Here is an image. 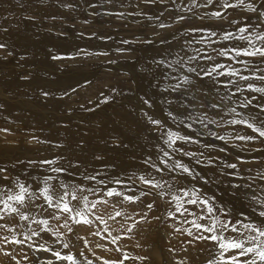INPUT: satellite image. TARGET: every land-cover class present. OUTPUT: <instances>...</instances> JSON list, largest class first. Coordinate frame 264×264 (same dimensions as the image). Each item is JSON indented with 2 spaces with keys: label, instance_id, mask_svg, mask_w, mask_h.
<instances>
[{
  "label": "bare ground",
  "instance_id": "bare-ground-1",
  "mask_svg": "<svg viewBox=\"0 0 264 264\" xmlns=\"http://www.w3.org/2000/svg\"><path fill=\"white\" fill-rule=\"evenodd\" d=\"M68 1L79 2L93 0ZM171 1L173 4H170ZM49 2L54 3L53 0H48V4H50ZM257 3H259V0H257ZM44 4L47 6L46 3ZM188 4L189 0H164V3H161L160 0H155L154 3H145L144 0H107L105 3L98 6L95 10L96 16H100L97 12H100L101 10L102 13H104L105 10V13H108V16L109 12H116V15H113L114 20L104 19L106 28L100 29V25L97 26L98 34L95 36L93 35V40L96 43H94L91 39L84 42L73 38L69 41H67V39H62L60 41L62 43V48L58 56L65 55L73 48L84 46L89 48V50H92V52L95 50L99 53L97 54L95 60L99 61L102 59L103 66L101 68L105 69L101 70V68L94 67V65L77 62L85 67L82 69H74L73 71H67L65 69V71L62 70L57 72L51 68L50 62H47V60L44 62V59H41L43 62L42 65L47 66L49 70L43 74L50 75V78H48L51 79L52 82L54 81L57 85L58 83L59 85L61 83L62 85H66V89L63 90V93L66 91H72V96H70V98H66L65 96L63 97V95L60 96L62 97L61 101L64 106H62V103L58 104V102L57 105H61V112H53V116L50 117L52 119H43V109L46 111L51 109L46 108L45 104H43L39 99L40 91L37 92L34 90V86L38 82V75L35 74V71L38 72V70H35V65L39 61L38 50L34 47L33 43H30V40L25 42L29 44V48L16 45V43L12 40L14 37L17 39L20 36L19 34L14 35L13 37V34L17 32L19 33L20 31L25 34L26 32H30L34 29L33 25L36 21L33 22L34 24H25L24 22L26 19H24V16L26 14L33 15L38 13V9L40 8L35 0H0V23L3 22L2 19L5 20L4 26L2 27L3 29H0V33L4 36H0V43L6 45L4 49H0V78L2 79V82L7 85H9V81L16 83V85L12 84L8 86V90H12V94L6 92L4 93L2 88H0V105L2 103L4 105L3 107L6 108V111H8L10 115L9 117L6 116L7 118L4 119V122L8 123L10 122V119L14 122V125H11V122L10 124H2L0 129V167L6 168L7 170L5 173H0V185L7 184L8 187H12L10 180L6 181L2 178L4 175H8L11 178L18 177L21 181L32 184L35 187L38 179H43L44 175H59L60 177L63 176L66 181H73L78 179H76L75 175L72 174L99 173L97 179L107 180L113 176H117L125 179L131 189L135 190L138 184H132L128 182L126 178L131 176L133 173H135L136 176H139L140 170L144 173H151L157 179L163 175L165 180L171 181L172 175H175L174 173H156L154 169L149 168L143 163V161L150 157L158 166L161 168L163 167V165H160L159 163L158 157L161 153L158 152L157 146L159 145L161 148L165 147L161 140V131L166 132L168 130H172L174 132H179L181 135H189L191 136L192 141H195L184 142L181 145V148L187 152L195 153V158H198L201 161L200 164L195 163V158L181 156L179 153L176 154V158L182 159L185 164L190 165L195 171L200 172L201 175L210 181L208 184H203V191L208 192L209 194H217L222 200L228 201L229 204L235 206L238 210H242L244 215H252V208L254 205H252L248 199L250 193H246L243 189H241L236 193V196L233 197L231 195V189L225 188V185L229 180L241 183L243 181H237L233 177L229 176H220L221 168L218 167V165L222 162H229V160L234 162L237 155L243 159L258 157L260 154L249 153L248 151L242 150V148H247L249 146L259 147V141L248 142V144H245L243 141L231 139L237 131L247 132L252 135L255 134L251 133V130L246 129L243 125L223 124L221 127H217L215 124H212L205 129L199 123H196L193 124L191 128H186L178 121L182 118V116L187 115V112L180 109L177 104L169 106L166 103L167 99L176 100L178 98V94L162 92L158 88L160 85H157V87L155 84L162 77V69L158 67L154 61L160 59L162 56H167L168 59H172V55L170 54H174L179 51L181 49V45L184 43V40L196 35L190 33L188 36H181L180 33L183 31L184 21L174 23L175 19L172 18V15H191L194 19H190V22L186 20L187 24L192 23L189 24L190 27H199L201 24H208L211 25L208 27H213L217 30L224 28L228 31H235L233 27H229V25L222 20L217 22L215 19L200 20L196 18L197 16L204 15L209 11H215L216 9L214 6H209L208 8H195L192 11H187L185 6ZM19 5H21V7ZM169 5H172V7L170 6L171 8L168 10L169 13L171 10H175L170 14L167 13L172 22H166L167 14H165L166 16H160L159 21L169 24L171 27L161 29L158 27V24H156V30L151 28L148 30L146 28L144 33L141 32L144 30V28H142V23L148 25L149 28L151 23L155 24L157 22L156 19H150L151 15L148 13L150 9L158 8L159 12L164 8H168ZM177 5H180L179 9L176 7ZM50 6L52 5H49L47 9L51 8ZM260 10L261 9L259 8V11ZM151 11L152 10H150V12ZM229 11H232V9L225 10L222 12V15L226 14L228 19L242 20V18H244V16L242 17L239 12L232 14L233 12ZM118 14H123L127 20L122 22L121 20L124 18H120L121 20H119L117 18ZM195 14H197V16H194ZM81 16L83 15L77 14V16L73 18L80 19ZM25 17L27 20H31V18L27 17V15ZM144 17H147V21L146 19H144V21L142 20ZM197 24L199 26H197ZM49 25L48 26L50 28L47 27L50 29L49 32L58 34L61 32L59 30V24L57 25L52 23ZM13 26H15L16 29H13ZM157 33L159 36L156 35ZM160 36H164L167 40L171 41V45L161 43L159 38ZM174 37H176V39H174ZM213 38L215 40L217 39L216 37ZM99 39H101V41H99ZM56 40L57 39H54V41ZM148 40H151L152 43H147L146 41ZM124 41H128V43L125 44ZM225 43H229L228 47H230L234 41H221L220 44L215 46L220 47L221 44L225 46ZM134 46L139 47H136L135 52L127 54L129 55V58H134V61L125 62L124 66L116 63H107V56L104 55V53L108 50H114L116 48L129 50L131 48H135ZM192 47L201 48L199 44H193ZM209 48H211V52H209L208 49V53H212V47L210 46ZM9 52H11L12 55L9 56ZM54 55V53L49 55V59H51ZM88 56L89 55H86L85 57ZM138 58L139 61L142 60L144 62L142 66L146 68L145 70L143 68H136ZM219 60L221 63H227L226 58L221 57ZM199 62L201 64L205 63L203 60ZM60 63L63 64V59L56 62V65L60 67ZM234 66L240 67V65ZM257 67H261V65L257 64ZM11 69L14 73H11ZM148 69L151 70L148 72ZM22 77H27V79H22ZM5 78H7L8 81ZM90 79H95L93 84H86L87 86L81 88V85ZM203 84L208 88H211V82L207 77L204 78ZM112 88H115L116 91H111ZM51 93L53 94V92ZM102 93L112 98L113 93L120 94L121 98H125L124 100H121L120 104L127 105L128 111L133 110V106L136 105L134 107L141 109L144 116L142 117V124L132 125L124 121L122 124L116 126L113 125L112 122L111 125L107 124L108 126L102 125L103 123L98 125V121L96 122V116L94 115L100 111L102 112L104 109V107H99V109L96 107L102 104ZM221 93H223L222 88ZM141 95H146L150 98L152 102L151 107L141 103L139 100ZM236 98H241L240 94H236ZM50 101V105L52 104V106H54L55 101L53 102L52 99H50ZM76 104H78V106H76ZM88 108H94L92 112H89L90 118L88 119L90 120H87L86 122L85 120L87 117L85 119V117L81 115V118L84 117L85 120H83V124H79V113L81 111H88ZM169 110L178 115V120L176 122L172 121L168 117L167 111ZM237 110L246 111L239 108ZM253 111L255 112L257 110ZM145 113H147V115H145ZM35 114H37V118L40 120L34 118V120H32L33 123L32 121H27V124H21V118L18 119L19 115H26L28 116L27 118H33L35 117ZM209 115L213 120L219 121L221 116H223V112L219 115L215 112H209ZM148 116L159 119L164 127L161 128L159 125L149 123ZM229 118V116H224L225 120ZM187 123H191V121H187ZM209 131L217 133L218 136L226 137L227 142L225 140L218 139L217 136L210 135ZM115 137H118V139ZM205 143H208L211 146L205 147ZM151 145H153V147L150 149L145 148L146 146ZM75 147L77 148L75 149ZM221 148H225V151L221 152ZM128 150L132 154L129 153ZM97 157H99V159H97ZM125 157H127V160L123 159ZM210 157L214 158V162L212 164L207 163ZM53 158L57 160V166L69 169V172L72 173L71 176L65 173L53 174L48 166L41 165L39 163V161ZM114 158H116V162L118 161L126 165L127 169H123L119 166L113 167L111 162ZM23 159L29 160L26 161ZM30 161H36L37 163L32 165L29 163ZM65 161H68L70 164L62 166V163ZM256 161H258V159ZM73 164H79V167H70V165ZM240 167L245 170L243 172L244 176H254L259 169L264 168V162L262 164H254L253 161H250V163H244ZM247 169H251V172L249 173ZM210 177L218 178V182ZM80 182L85 183L82 180ZM137 182L139 183V187H146L140 184L138 180ZM86 183L91 185L95 182L88 181ZM202 183V181H191L190 177L180 181L181 186L187 185L188 187H191L192 184H196L197 187H200ZM261 183L264 182L258 181L254 187H257L258 189ZM149 190L152 191V195L142 197L141 199L144 203L137 202L127 206V211L129 214H132L143 210L146 203L155 201L154 210L151 212L146 221L139 223L131 233L127 234L120 229V224L115 221H109L108 223L110 224L112 235H119L120 239L116 244H112L110 242L108 246L101 247H97V245L102 244L105 239L110 238L109 235H107V238L103 232H101L100 236L91 235V233L96 231L100 226L95 227L94 225H85V228L88 231L84 234L81 232L83 235L79 237H83V239L78 240V236H76L74 240L71 241L72 246L70 250L75 245L78 247H86L85 242H87V247H90L91 251L79 249L75 254L73 250H71L72 253L75 254L74 256L80 260H83L86 257L87 259L92 260L93 264H103L105 260H123L124 264H206L207 259L210 258L208 249L212 247L211 242L192 240V238L186 234L168 227V224L171 223V221L165 222V214L169 207L168 204L165 203V200L169 198L166 197L165 200H161L153 190ZM136 194L138 195V192ZM262 195H264V193H262ZM185 207L192 211H198V209L191 205H185ZM30 211L35 213L36 209L30 206ZM257 211H259L258 207ZM152 216H159L160 220L157 221L151 219ZM177 216H179V214H177ZM136 218L138 219V217ZM189 219H191V217H189ZM116 221L123 223L121 217H116ZM14 222L19 223V221ZM184 226L188 227V225ZM75 231H77L76 227ZM44 238L51 242L50 237L45 236ZM56 247L59 248L60 245H56ZM0 248H4L6 251H12L13 255L20 250V246L13 245L5 246L0 244ZM118 248L119 251H117ZM24 251L29 253L31 257V250L25 248ZM81 251L84 253L83 257L80 256ZM125 254L128 256V259L126 260H124ZM39 255L41 258L48 256V254L43 252L39 253ZM2 256L3 253L0 252V264H3L1 262ZM6 258L10 259L9 257ZM17 259H20L21 263L25 264L20 256H17ZM7 264H12V262H8Z\"/></svg>",
  "mask_w": 264,
  "mask_h": 264
},
{
  "label": "snow or ice",
  "instance_id": "snow-or-ice-1",
  "mask_svg": "<svg viewBox=\"0 0 264 264\" xmlns=\"http://www.w3.org/2000/svg\"><path fill=\"white\" fill-rule=\"evenodd\" d=\"M144 2L154 3L155 0H144ZM160 2L164 3V0ZM256 3L257 0H189V4L185 6L187 11L209 6H214L216 9L197 16V19L222 20L235 31L224 28L217 30L208 26L185 28L180 33L181 36H188L190 33L196 35L184 40L181 49L170 54L172 59L162 56L154 63L162 69L161 79L165 81V84L160 86V90L178 94L176 100L167 99L166 103L169 106L177 104L180 109L187 112V115L179 119L180 124L191 128L193 124L199 123L205 129L212 124L217 127L223 124L243 125L255 135L237 131L231 139L243 141L245 144L259 141V147L249 146L242 150L260 154L254 157V160L264 162V0H259L260 11H257ZM176 7L179 9L180 5ZM235 8H243L252 13L256 16V21L252 22L251 17L236 20L228 19L226 14L222 15L225 10ZM150 19L159 21V17H150ZM185 19V16L177 15L174 23ZM158 27L165 29L171 25L159 22ZM156 35L159 36L158 33ZM213 37L217 39L213 40ZM159 38L161 43L171 45V41L166 37ZM221 41H234V43L230 47L222 44L216 47L215 45L220 44ZM146 42L152 43L151 40ZM124 43L127 44L128 41ZM193 44L211 46L212 53H208L203 48H193ZM5 47V44L0 43V49ZM8 55L12 53L9 52ZM221 57L226 58L227 63H221L219 60ZM58 58L55 55L52 57V59ZM201 60L205 63L201 64L199 62ZM257 64L261 67H257ZM205 77L211 82V88L203 84ZM111 91L115 92L116 89L112 88ZM236 94H240L241 98L237 99ZM42 95L47 96L48 93ZM101 95V103H106L109 97L103 93ZM139 100L142 104L151 107L152 102L146 95H141ZM238 108L246 111H238ZM209 112H215L217 115L223 112V116L216 121L211 118ZM167 115L174 122L178 120V115L171 110L167 111ZM224 116L230 118L225 120ZM148 120L153 125L164 127L159 119L148 116ZM209 134L227 142L224 136H218L217 133L210 131ZM161 140L165 147L161 148L158 145L157 150L161 153L158 159L163 167L158 166L150 157L143 163L154 169L156 173L175 175H172L171 181L165 180L163 175L157 179L151 173H142L139 176L133 173L126 178L132 184L138 180L140 184L146 186L144 188L138 185L133 190L125 179L117 176L107 180L97 179L99 173L82 174L78 180L73 181H66L59 175H44L43 179L34 178L38 179L35 187L18 177L11 178L4 175L2 178L6 181L10 180L12 187H8L7 184L0 185V244L20 246V250L15 255L4 248H0V252L9 257L12 264H21L17 256H20L25 264H93V261L86 257L80 260L74 256L70 250L72 245L69 234H75L76 226L98 225L100 227L91 235L100 236L101 232H107L110 242L116 244L120 236L112 235L108 222L115 221L120 224V229L125 234L131 233L139 223L149 218L154 210L155 201L146 203L143 210L132 214L127 211V206L137 202L144 203L141 198L152 195V191L149 190L151 189L161 200L169 198L165 200L169 206L165 214V222L171 221L168 227L186 234L192 240L211 242L212 247L208 249L210 258L207 259L206 264H264V195H262L264 183H261L258 189L254 187L258 181L264 182V168L259 169L254 176H244L245 170L240 166L250 162L239 155L234 162H222L218 165L221 168L220 176L243 181L241 183L229 180L225 185L226 189H231L233 197L241 189L250 193L248 199L254 205L252 215H244L242 210L222 200L217 194L203 191V184H208L210 181L190 165L185 164L182 159L176 158L177 153L181 156L196 157L195 153L176 146L177 141L195 142L192 141L191 136L168 130L161 131ZM210 146L205 143V147ZM220 151L224 152L225 148H221ZM213 162L212 157L207 161L208 164ZM29 163L35 165L37 162ZM39 163L48 166L53 174L71 175L69 169L57 166L55 158L45 159ZM195 163L200 164L201 161L195 158ZM70 167L78 168L79 165L73 164ZM6 171V168L0 167V173ZM247 171L250 173L251 169ZM189 177L191 181L203 183L200 187L196 184H192L191 187L181 186L180 181ZM81 180L85 183L80 182ZM88 181L95 183L89 185L86 183ZM185 205L194 206L198 211H192ZM30 206L36 209L35 213L30 211ZM116 217H121L123 223L116 221ZM151 219L159 221L160 217L152 216ZM45 236L50 237L51 242L45 239ZM77 239L83 237L78 236ZM56 245L60 247L57 248ZM85 246L87 247V242ZM25 248L31 250V257L24 251ZM41 252L48 256L41 258L39 255ZM80 256H84L83 251ZM126 259H128L127 254L124 255V260ZM103 264H124V262L105 260Z\"/></svg>",
  "mask_w": 264,
  "mask_h": 264
},
{
  "label": "rangeland",
  "instance_id": "rangeland-1",
  "mask_svg": "<svg viewBox=\"0 0 264 264\" xmlns=\"http://www.w3.org/2000/svg\"><path fill=\"white\" fill-rule=\"evenodd\" d=\"M37 1L38 3V7L40 9H38V13H35L33 15L31 14H26L27 17H30L31 20H27V18L24 16V19L25 20V24H34L33 22H35V24L33 25V30L32 31H28L26 32L25 34H23L21 31L18 33H15L13 34V37L14 35H19L20 36L16 39L15 37L12 39L16 45H20V46H23V47H27L29 48V44L28 43H25L27 42L28 40H30L31 42L30 43H33L34 44V47H36V49L38 50V59L39 61L37 62V64L35 65V70H38V72L35 71V74L38 75L37 76V80L38 82L36 83V85L34 86V90H36L37 92H39V99L41 100V102L43 104H45V107L48 108V109H51V110H45L43 109V119H52L50 117L53 116V112L56 113L57 112H61L60 110L62 109L60 106L57 105V102L58 104L59 103H62V106H64L63 102L61 101L62 96L63 97L65 96L66 98H70V96H72V91H66L65 93H63V90L66 89V85H62V83L59 85L54 83V81L52 82L50 78V75H47V74H43L48 70L47 66L45 65H42V60L41 59H44V62L47 60V62H50L51 64V68L57 72H60L62 70L65 71V69L67 71H73L74 69H82L84 68L85 66H82L81 64H78L77 62H81L82 64L85 63V64H90V65H94V67H97V68H101L103 66V61L102 59L99 60V61H96L95 58L97 57V54H99L97 51H93L92 50H89V48H86V47H78V48H73L71 51L67 52L65 55H61V56H58L59 53H60V50L62 48V43L60 42L62 39H67V41L71 40L72 38L75 39V40H80V41H89V39H91L92 41L93 40V35H97V26L100 25V29H103V28H106V24H105V20L104 19H108V20H114V17L113 15H116V12H109V16H108V13H105V10H104V13H102V10L100 12H97L100 16H96L95 14V10L98 6H100L101 4L105 3L107 0H93V1H68V0H53L54 3H50L48 4V0H35ZM23 2V1H22ZM47 4V6H45V4ZM56 3V4H55ZM170 4H173V2L171 1ZM259 3L256 4V7H257V11H259ZM49 5H52L50 6L51 8L47 9L49 7ZM21 7V5H19ZM45 6V7H44ZM172 7V5H169L168 8H164L162 11H159L158 12V8L157 9H150L152 10L148 13H150L151 17H160V16H164L165 14L169 13L168 10ZM44 9H47V10H44ZM239 10V11H238ZM172 11H175V10H171L170 13ZM108 12V11H106ZM121 12V11H120ZM229 12H233L232 14H236V13H240L241 16L244 18L245 17H251V21L255 22L256 21V16L255 15H252V13L246 11L245 9L243 8H235V9H232V11H229ZM115 13V14H114ZM122 13V12H121ZM160 13V14H159ZM161 13H163V15H161ZM169 13V14H170ZM243 13V14H242ZM76 14V15H75ZM78 15H83L81 16L80 19H74L73 17L77 16ZM104 16H103V15ZM156 14V15H155ZM85 15V16H84ZM112 15V16H111ZM178 15V14H177ZM177 15H172V18L176 20V16ZM183 15V14H182ZM70 16V17H69ZM72 16V17H71ZM166 16V15H165ZM186 17L185 20H183V30L185 28H191L189 26V24H192V23H189L187 24V21L190 22V19H192L193 17H191V15H184ZM189 16V17H187ZM194 16H197V14H195ZM253 16V17H252ZM94 17V18H93ZM79 18V17H78ZM111 18V19H109ZM119 20H121L122 22L126 21L127 18H125V16L123 14H118V17H117ZM121 18V19H120ZM2 19V18H1ZM144 19H146L147 21V17H144L142 20L144 21ZM194 19V18H193ZM3 22L0 23V29H3L2 27L4 26V23H5V20L2 19ZM167 20V21H166ZM166 22L167 23H171L172 20L170 18V16L167 14L166 16ZM187 20V21H186ZM213 20V19H212ZM255 20V21H254ZM69 21V22H68ZM171 21V22H169ZM51 22V23H50ZM55 22V23H54ZM64 22V23H63ZM160 21H157L155 24H152L149 26L148 28V25H145L144 23L142 28H144L143 31L141 32H145V29L147 28L148 30L151 29H155L156 30V27L155 25L158 24ZM218 22V21H217ZM59 24V30L61 31L59 34L58 33H52V32H49L50 29H48L47 27L51 26L49 24ZM61 23V24H60ZM66 23V25H65ZM69 23V25H68ZM64 24V26H63ZM89 24V25H88ZM201 24V23H200ZM217 24V23H216ZM49 25V26H48ZM62 25V26H61ZM71 25V26H70ZM88 27H87V26ZM188 25V26H187ZM213 25V24H212ZM197 26H199L197 24ZM201 26H211V25H208V24H201ZM68 27V28H67ZM200 27V26H199ZM50 28V27H49ZM86 28V29H85ZM12 29V28H11ZM13 29H16L15 26H13ZM67 29V30H66ZM76 29V30H74ZM90 31H89V30ZM37 30V31H36ZM69 30V31H68ZM85 31V32H83ZM89 31V32H88ZM67 32V33H66ZM91 32V33H90ZM152 32V31H151ZM37 33V34H36ZM49 33V34H47ZM62 33V34H61ZM147 33V32H146ZM1 34V33H0ZM29 34V35H28ZM42 34V35H41ZM53 34V35H52ZM50 35V36H49ZM1 37L3 36L2 34L0 35ZM41 36V37H40ZM47 36V37H46ZM69 36V37H68ZM4 37V36H3ZM23 37V38H22ZM25 37V39H24ZM60 37V38H59ZM45 40H43V39ZM50 38V40H49ZM97 38H100V37H97ZM96 38V40H97ZM20 39V40H19ZM27 39V40H26ZM54 39H57L56 41H54ZM214 39V38H212ZM48 40V42H47ZM215 40V39H214ZM35 41V42H34ZM44 41V43H43ZM99 41H101V39H99ZM40 42V43H39ZM47 42V43H46ZM49 42H52V43H49ZM25 43V44H24ZM94 43H96L94 41ZM15 45V46H16ZM39 45V46H38ZM49 45V46H48ZM229 43H225V46H228ZM201 48L203 49H206V51L208 52V49H209V52H211V48H209L210 46H207V45H200ZM50 47V48H49ZM57 47V48H56ZM135 48H131V49H124V48H116L114 50H108L106 52V60H107V63H116V64H121V65H125V62H129V61H134V58H129L127 54H131V52H135V49L136 47H139V46H134ZM49 48V49H48ZM40 49V51H39ZM43 50V51H42ZM53 50V51H52ZM59 50V51H57ZM131 50V51H130ZM105 52V51H104ZM55 54V56L59 57L58 59H49V55L51 54ZM102 53V52H101ZM92 54V55H90ZM86 55H89L88 57H85ZM105 55V54H104ZM65 58V59H64ZM140 58V57H139ZM139 58H138V62H137V69H140V68H143L144 70L146 68H144L142 66V64H144V62L141 60L139 61ZM63 59V64L60 63V67L58 65H56V62H58L59 60ZM54 60V61H53ZM66 60V61H65ZM52 61V62H51ZM123 61V62H122ZM146 62V61H145ZM3 63V62H2ZM1 64V62H0ZM40 64V65H39ZM43 66V67H42ZM88 66V65H87ZM42 67V68H41ZM40 68V69H39ZM46 68V69H45ZM105 68H101V70H103ZM108 70V69H107ZM151 69H148V72L150 71ZM11 73H14V71L11 69ZM100 75V74H98ZM49 77V78H48ZM1 79V78H0ZM7 81L8 79L5 78ZM47 79V80H46ZM95 80V79H94ZM94 80L90 79L86 82L83 83V85H81L83 88L84 86H87V85H91L93 84ZM9 85H7L6 83H3L2 82V79L0 80V88H2V90L4 91V93H9V94H12V90H8V86L12 85V84H15L14 82H11L9 81ZM87 84V85H86ZM156 86L160 85H164L165 84V81L163 80H159L157 81L156 83ZM5 86H6V89H5ZM40 88H39V87ZM157 86V87H158ZM160 89V87H158ZM44 89V91H43ZM52 89V90H51ZM54 89V90H53ZM51 90V91H50ZM60 90V92H59ZM48 93L47 96H44L42 95V93ZM53 92V94L51 93ZM55 92V93H54ZM57 92V93H56ZM62 92V93H61ZM50 93V94H49ZM52 94V95H51ZM69 94V96H68ZM50 96V97H49ZM96 96V95H95ZM113 98L112 97H109V100L106 102V103H102L100 106H96L98 109L99 107H104L103 111L95 114L94 116H96V122L98 125H101V123H103L102 125L104 126H108V125H111V122L113 125H119V124H122L124 121L128 122L129 124H132V125H138V124H142V117L143 114H142V110L141 109H137L135 108L134 106L136 105H132L133 106V110H130L128 111V107L127 105H121V100H124L125 98H121L120 94H117V93H113L112 94ZM117 96V97H116ZM8 97H12V96H8ZM46 97V98H45ZM112 98V99H111ZM116 98V99H115ZM38 99V98H37ZM38 99V100H39ZM43 99V100H42ZM50 99L53 100L54 102V106H52V104L50 105L51 101ZM56 99V100H54ZM131 99V98H130ZM48 101V102H46ZM115 103V104H114ZM4 105L1 103L0 105V129H1V125L2 124H10L11 122V125H14V122L12 121V119H10V122L6 123L4 122V119H6L7 117H9V112L6 111V108L3 107ZM76 106H78V104H76ZM106 106V107H105ZM54 107V108H53ZM56 107V108H55ZM82 108V107H81ZM55 109V110H53ZM89 110L88 111H81L79 114H80V121H79V124H83V120H85L87 122V120H90L88 118H90V114L89 112H92V110H94V108H88ZM137 109V110H136ZM52 112V113H51ZM3 113V114H2ZM12 113H15V112H12ZM27 113V112H25ZM37 113V112H36ZM96 113V112H95ZM28 114V113H27ZM86 114V116H85ZM109 114V115H108ZM81 115H83L85 117H82L81 118ZM88 115V116H87ZM5 116V117H3ZM7 116V117H6ZM23 116V117H22ZM119 116V117H118ZM18 117V116H17ZM28 116H24V115H19L18 119L21 118L20 120V123H26L27 124V121H32L35 119L37 120H40L37 118V114H35V117L33 118H27ZM23 118V119H22ZM27 119V120H26ZM94 119V118H93ZM82 120V121H81ZM132 120V121H131ZM23 121V122H22ZM107 121V122H105ZM64 122V121H63ZM33 123V121H32ZM86 124V123H85ZM88 124V123H87ZM108 124V125H107ZM56 126V125H55ZM77 132V130H76ZM167 132V131H166ZM118 139V137H115ZM83 142V141H81ZM147 143V141H146ZM184 142L182 141H177L176 142V146L177 147H181V145L183 144ZM78 147V146H77ZM75 147V149L77 148ZM151 147H153V145L151 146H146L145 148L146 149H150ZM171 151V150H170ZM129 153H131L129 150H128ZM250 153V152H249ZM132 154V153H131ZM250 155V154H249ZM116 158H114V160H112L111 162V165L113 167H116V166H119L121 168H126L127 169V166L124 165L123 163H120V162H116L115 160ZM124 160H127V157L123 158ZM23 160H26L28 161L29 159H23ZM245 161H253L254 164H262L263 162H261L260 160L256 161L254 160V158H251V159H244ZM24 161V162H26ZM229 162H231L229 160ZM31 164V163H30ZM70 163L68 161H65L62 163V166L64 165H69ZM33 165V164H32ZM79 165V164H78ZM139 175L144 173L142 170L139 171ZM142 172V173H141ZM72 174V173H71ZM84 174H88V173H84ZM128 174V172H127ZM72 175H75V178L76 179H79L81 177L82 174H72ZM71 176V175H70ZM77 176V177H76ZM61 178H64L63 176H61ZM211 178V177H210ZM215 181H218V178H211ZM130 182V181H128ZM131 183V182H130ZM136 183L139 185V183L136 181ZM110 225V224H109ZM95 227H98V225H94ZM77 228V231H75V234H69V240L70 242L72 240H74V238L76 236H81L83 235L86 231H88L86 228H85V225H80V226H76ZM111 228V227H110ZM63 230V229H62ZM81 232L83 234H81ZM104 235L106 236L107 238V235L108 233L106 232H103ZM110 243V238H107L105 239V241L100 244L101 246H108V244ZM100 246V247H101ZM79 249H82V250H85V251H91L90 247H78L77 245L73 246V248L71 250H73V252L76 254L78 252ZM74 254V255H75ZM1 262L3 264H7L8 262H11L10 259L6 258V256H2V259H1ZM22 264V263H21Z\"/></svg>",
  "mask_w": 264,
  "mask_h": 264
}]
</instances>
